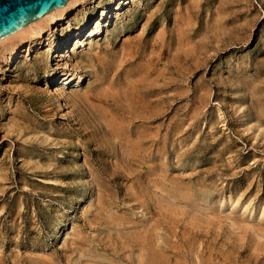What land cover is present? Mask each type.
Wrapping results in <instances>:
<instances>
[{"label":"rangeland","instance_id":"obj_1","mask_svg":"<svg viewBox=\"0 0 264 264\" xmlns=\"http://www.w3.org/2000/svg\"><path fill=\"white\" fill-rule=\"evenodd\" d=\"M0 48V264H264V0H75Z\"/></svg>","mask_w":264,"mask_h":264},{"label":"bare ground","instance_id":"obj_2","mask_svg":"<svg viewBox=\"0 0 264 264\" xmlns=\"http://www.w3.org/2000/svg\"><path fill=\"white\" fill-rule=\"evenodd\" d=\"M75 1V0H68L66 2L65 5L61 6V7H57V8H54L53 10L49 11L48 13H46L45 15H43L42 17L30 22L29 24H27L26 26L20 28L19 30L3 37L0 39V45H5V50H9L12 54L13 57H17V54L20 50H22L23 46H25L26 43H28L29 41H32L36 38H38L40 36V33H41V30L44 29L45 27H51L52 24H54L56 22V20L58 19H63V18H66V12L68 11L69 9V6L70 4ZM187 7V6H186ZM180 13V12H179ZM185 15V14H184ZM101 19H103L100 23L104 24L105 23V20L107 19V17H105V15H102L101 16ZM186 21V17H185V20ZM187 23V22H186ZM98 24V23H97ZM185 26V24H184ZM189 26V25H188ZM188 26H186L188 28ZM215 27V26H214ZM178 28V27H177ZM188 30V29H187ZM178 32V31H177ZM26 33H30L32 34L31 36L30 35H26ZM86 35V32H85V28L84 27H81V29L77 32V34L74 36V39L77 41V42H80L82 38H84V36ZM192 36V35H191ZM190 37V36H189ZM190 39V38H189ZM184 42H188V37L186 39V41ZM181 43V42H180ZM190 43V42H189ZM188 44V46H190V44ZM187 44H185V46H187ZM72 45V41L70 42L69 40H67V43L65 45V47L63 48V52L67 53L70 49ZM131 48V47H130ZM1 49V48H0ZM131 52V51H130ZM58 54V53H57ZM64 54V53H63ZM64 56V55H63ZM102 56V55H101ZM133 56V55H132ZM105 57V56H104ZM121 60V59H120ZM100 61V60H99ZM123 62V60H122ZM121 62V63H122ZM111 67V65L109 66V68ZM108 68V69H109ZM119 68V67H118ZM117 68V69H118ZM104 69V68H103ZM124 70V68H123ZM110 71V70H109ZM115 71V70H114ZM128 71V70H127ZM94 72V71H93ZM117 72V71H116ZM132 72V71H131ZM144 72V71H143ZM107 73V71H106ZM119 73V72H118ZM117 73V75H118ZM122 73V72H121ZM125 73V72H124ZM126 74V73H125ZM115 75V74H114ZM148 75V73H147ZM70 78V77H69ZM139 79V78H138ZM142 79V78H141ZM59 80H62V82L64 81V83L66 84L68 82V77H66L65 75L63 76H53L51 78L48 79V85L49 87L52 86V87H55L56 86V83L59 81ZM113 80V79H112ZM124 80V79H123ZM136 82V81H135ZM64 84V85H65ZM107 89V88H106ZM148 90V89H147ZM107 92V91H106ZM132 92V91H131ZM89 94V93H88ZM94 95V94H93ZM97 95V94H96ZM87 97V96H86ZM95 97V95H94ZM99 98V97H98ZM86 99V98H85ZM97 101V100H96ZM108 102V101H106ZM105 103V102H104ZM102 104V103H101ZM109 105V104H108ZM106 106V105H105ZM114 108V106H112ZM116 111V110H115ZM118 111V110H117ZM152 112V111H151ZM104 113V111H103ZM119 113V112H118ZM149 113V112H148ZM101 114V113H100ZM105 114V113H104ZM140 114V113H139ZM157 114V113H156ZM103 115V114H102ZM153 115V114H152ZM155 116V115H154ZM157 117V116H156ZM150 118V116H149ZM131 119V118H130ZM142 119V118H141ZM147 119V118H146ZM152 119V118H151ZM108 120V119H107ZM114 120V119H113ZM113 120H110V121H113ZM124 120V119H123ZM133 120V119H132ZM131 122V121H130ZM133 122V121H132ZM131 122V123H132ZM123 123V122H122ZM118 124V123H117ZM120 125V123H119ZM124 125V124H123ZM130 125V124H128ZM118 126V125H117ZM116 126V127H117ZM126 126V125H125ZM121 127V126H120ZM114 128V126H113ZM121 129V128H120ZM118 131V130H117ZM125 131V129L123 130ZM145 132V131H144ZM131 133V132H130ZM146 133V132H145ZM136 134V133H135ZM141 134V133H140ZM118 135V134H117ZM116 135V136H117ZM137 135V134H136ZM121 135H118V137H120ZM142 135H140L139 137H141ZM122 137V136H121ZM146 137V136H145ZM133 139V138H132ZM122 140V139H121ZM126 142L129 144L128 141H125V144ZM123 144V143H122ZM139 144V143H138ZM130 145V144H129ZM126 146V145H125ZM145 146V145H144ZM147 148V147H146ZM141 149V148H140ZM138 150H136L137 152ZM138 153V152H137ZM132 154V153H131ZM144 232V231H143ZM141 238V237H140ZM139 239V238H138ZM144 239V238H143ZM143 239H140V240H143ZM135 240V239H134ZM141 250V248H140ZM143 250V249H142ZM158 253V251H157ZM156 253V254H157ZM154 254V253H153ZM148 260V259H147ZM149 262V261H148ZM141 263V262H140ZM92 264V263H91Z\"/></svg>","mask_w":264,"mask_h":264},{"label":"water","instance_id":"obj_3","mask_svg":"<svg viewBox=\"0 0 264 264\" xmlns=\"http://www.w3.org/2000/svg\"><path fill=\"white\" fill-rule=\"evenodd\" d=\"M68 0H0V39L42 17Z\"/></svg>","mask_w":264,"mask_h":264}]
</instances>
